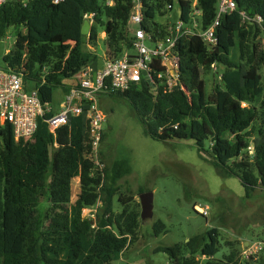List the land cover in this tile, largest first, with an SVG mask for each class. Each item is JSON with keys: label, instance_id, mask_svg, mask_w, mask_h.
<instances>
[{"label": "trees", "instance_id": "obj_1", "mask_svg": "<svg viewBox=\"0 0 264 264\" xmlns=\"http://www.w3.org/2000/svg\"><path fill=\"white\" fill-rule=\"evenodd\" d=\"M236 9L223 15L217 26L215 46L202 37H182L177 44L179 84L173 91L154 92L151 82L126 91L103 93L126 100L139 117L144 133L155 140L191 139L200 155L223 177H237L248 197L264 189V0H235ZM219 0H180L181 14L172 18L174 0H143L142 27L155 40L169 34L180 16L191 19L193 8L202 11L201 27L214 21ZM133 3L131 0H30L10 1L0 6V41L15 27L13 48L4 56L5 67L24 77L27 89H37L42 102L50 104L54 91L93 62L92 50L83 42L96 43L103 27L111 59L130 49ZM260 15L263 22L244 21ZM95 14L89 34L82 33L87 14ZM88 36V37H87ZM74 42V46L70 44ZM237 46L238 59H232ZM94 57V58H93ZM221 77L210 93L203 73L214 69ZM155 69L165 67L158 62ZM223 70L220 74V70ZM38 119L33 139H16L12 126L0 129V264H114L139 238L140 213L129 209V200L115 197L120 180L132 172L131 161L121 157L99 168L92 159V144L84 117L71 116L68 124L49 129ZM261 117L262 124L255 122ZM105 133L103 134V141ZM102 141V144H103ZM253 146V151L249 150ZM102 145L100 155L102 159ZM103 161V159H102ZM79 191L74 199V180ZM47 197L54 207L69 205L63 216L46 218L39 209ZM98 203H100L98 205ZM97 205L95 215L84 209ZM156 234L166 232L163 221ZM217 227L173 245H160L171 264H264V259H240L239 248L220 242ZM223 255L218 256L224 248Z\"/></svg>", "mask_w": 264, "mask_h": 264}, {"label": "rangeland", "instance_id": "obj_2", "mask_svg": "<svg viewBox=\"0 0 264 264\" xmlns=\"http://www.w3.org/2000/svg\"><path fill=\"white\" fill-rule=\"evenodd\" d=\"M180 0H174L175 12ZM197 3L198 0H191ZM166 17H158L163 23H169ZM201 23V17H196ZM190 24V23H187ZM191 25V24H190ZM189 25V26H190ZM130 36L139 27L135 22L130 23ZM202 27L198 29L201 31ZM15 27L0 41V67H5L4 56L13 48ZM103 27L99 28L96 43L83 42L81 47L92 50L94 60L90 66L94 69L102 68L110 50L106 43ZM88 37V36H87ZM153 46L151 41H146ZM72 42L70 46H74ZM124 51L126 49H123ZM135 52V50H130ZM237 46L232 48V59H238ZM98 68V69H100ZM264 74V69H262ZM220 70V74L222 73ZM215 69L203 73L207 93L212 91L215 83L221 82ZM81 77L80 72L71 78H65L66 85H72ZM65 90L57 88L50 103L55 112H60L64 102ZM99 106L105 113L103 123L105 138L102 144V159L106 164L125 157L131 161L132 172L120 180L121 189L115 197L116 211L121 207L119 195L129 200V209L141 214L142 205L140 193L153 192L154 216L151 219L139 218V238L121 259L114 264H171L170 257L165 252H156L160 245H173L187 241L190 236L203 233L217 227L220 242L224 245L234 243L241 255L248 246V241L264 239V189L258 188L248 197L244 186L237 177H223L215 166L204 159L191 139L155 140L145 135L144 127L139 117L122 98H115L102 94ZM256 128L262 124L259 117L254 123ZM79 191V179L74 180V199ZM100 203H98L99 205ZM196 205L210 207L209 215L203 216L196 209ZM69 205L54 207L45 197L39 205L40 211L46 218L63 216ZM97 205L87 207L85 215L94 216ZM163 221L166 232L156 234L155 224ZM224 248L218 256L223 255ZM264 259V251L259 255Z\"/></svg>", "mask_w": 264, "mask_h": 264}, {"label": "built area", "instance_id": "obj_3", "mask_svg": "<svg viewBox=\"0 0 264 264\" xmlns=\"http://www.w3.org/2000/svg\"><path fill=\"white\" fill-rule=\"evenodd\" d=\"M10 1L27 3L30 0H0V6ZM52 1L58 4L65 0ZM131 1L133 3L131 21L137 23L139 27L133 33L134 37L129 39L130 49L125 50L123 55L118 58L108 59L101 69L95 70L90 65L85 67L80 72L81 77L77 84L66 92L60 112H55L51 104L42 102L37 89H27L21 74L0 67V129L9 124L12 126L16 139H33L37 132L38 119L41 116L53 112L46 122L50 131L56 134L57 129L68 124L71 116L81 115L87 124V131L91 139V157L96 165L103 169L104 163L101 159L100 148L106 116L99 106L100 96L108 91H126L132 86L142 83L144 77L151 82L154 92H157L161 87L166 91H173L174 87L179 84L178 41L182 37L197 35L202 37L206 43H210V46H215L217 42L215 30L220 25L223 15L236 9L235 0H219L213 23L207 29L198 31L201 24L196 17H201L202 11L193 8L189 21H184L179 16L175 23L170 25L169 34L155 40L153 34L148 33L142 27L146 17L143 0ZM106 3L111 5L113 0H106ZM169 7L174 8L175 6L169 5ZM179 10L178 8L177 12ZM241 14L244 21L256 22L260 25L263 22V17L260 15L250 18L245 12ZM94 15L92 13L85 16L91 26L94 22ZM147 40L151 41L153 46H148ZM261 43L264 47V34L261 36ZM132 49L135 52H130ZM158 62L165 67L164 71L158 72L155 69ZM212 66L214 69L216 68L215 63ZM145 71L146 75L143 74ZM249 150L252 152L253 146H249ZM196 209L203 216L209 215L210 207L208 205L203 207L196 205ZM262 251H264V239L248 241V246L240 255V259L259 258Z\"/></svg>", "mask_w": 264, "mask_h": 264}, {"label": "water", "instance_id": "obj_4", "mask_svg": "<svg viewBox=\"0 0 264 264\" xmlns=\"http://www.w3.org/2000/svg\"><path fill=\"white\" fill-rule=\"evenodd\" d=\"M181 14V11H178ZM91 30V23L88 19H85L82 26V33L89 34ZM207 45L210 46V43L207 42ZM146 75V71L143 72ZM140 200L142 205L141 218L142 220L151 219L154 216V203H153V192L145 191L140 193ZM248 243V242H247Z\"/></svg>", "mask_w": 264, "mask_h": 264}, {"label": "crops", "instance_id": "obj_5", "mask_svg": "<svg viewBox=\"0 0 264 264\" xmlns=\"http://www.w3.org/2000/svg\"><path fill=\"white\" fill-rule=\"evenodd\" d=\"M193 4H195V3H193ZM103 33H104V35H105V32H103ZM107 60H108V59L105 60L103 66L105 65V63L107 62ZM103 66H102V67H103ZM98 68H100V67H98ZM98 68H97V69H98ZM93 69H94V68H93ZM97 69H95V70H97ZM100 69H101V68H100Z\"/></svg>", "mask_w": 264, "mask_h": 264}]
</instances>
